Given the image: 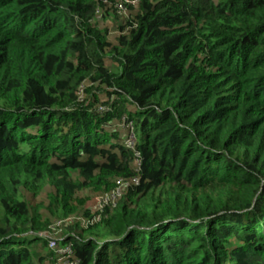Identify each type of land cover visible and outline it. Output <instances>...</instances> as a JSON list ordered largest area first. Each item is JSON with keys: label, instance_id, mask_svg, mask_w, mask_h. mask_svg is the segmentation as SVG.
<instances>
[{"label": "trees", "instance_id": "trees-1", "mask_svg": "<svg viewBox=\"0 0 264 264\" xmlns=\"http://www.w3.org/2000/svg\"><path fill=\"white\" fill-rule=\"evenodd\" d=\"M114 4L0 0V264H264V0Z\"/></svg>", "mask_w": 264, "mask_h": 264}, {"label": "rangeland", "instance_id": "rangeland-1", "mask_svg": "<svg viewBox=\"0 0 264 264\" xmlns=\"http://www.w3.org/2000/svg\"><path fill=\"white\" fill-rule=\"evenodd\" d=\"M123 14V13H122ZM118 16H125V15H121L117 14ZM116 15V16H117ZM113 18V19H112ZM116 20L113 15L108 16V19L106 21L107 26L110 28L111 35L110 38H113L114 34L117 32L116 28L118 25V22H112ZM123 20L119 21L122 22ZM134 135L129 134L128 135V144H134ZM121 181L120 180H115L113 185L114 187L107 192L104 191H95V190H91V189H87V190H83L82 192H79L76 195L75 198V202H74V209L78 210H89L90 212H92L93 214H95L96 210H97V205H98V200H101L102 198L106 197L108 195L109 192H111L112 190H114L115 188H117L120 185ZM50 189L45 188L43 189L40 194H38L37 196H31V195H27V200L35 205V204H40L42 206H46L48 204V197L50 195ZM123 191H120V196L118 199H115L114 205L115 206L117 204V202L120 200L121 195H122ZM109 197H111V195H109ZM61 222H65V223H72L75 224L76 222L80 223V227H83V229H85V225H83V216L81 212H77L76 214H73L71 216H67V217H63L60 218ZM262 220V219H261ZM58 222V221H56ZM54 223V222H53ZM257 231V230H256ZM64 232V231H63ZM62 232V233H63ZM258 232V231H257ZM60 232H57V235L55 234L52 238L56 240L57 237L61 238L59 234Z\"/></svg>", "mask_w": 264, "mask_h": 264}, {"label": "built area", "instance_id": "built-area-1", "mask_svg": "<svg viewBox=\"0 0 264 264\" xmlns=\"http://www.w3.org/2000/svg\"><path fill=\"white\" fill-rule=\"evenodd\" d=\"M137 0H115V4L114 7L116 9V12L118 14L123 13L125 11V6H130V5H135ZM132 135V134H131ZM126 145L128 148L132 149L133 145L132 144H128V140L126 142ZM121 183L120 185L115 188L114 190H112L111 192L108 193V195L104 198H102L101 200H98V205H97V210L99 212V214H101L103 212V210L105 208H114V200L118 199L120 196V191L122 192L123 189L127 186V183L123 180H120ZM133 183H135V180L132 181ZM109 195H111V197H109ZM100 219V216L97 215L95 217H93L91 220H84L83 221V225H87V224H93L98 222ZM63 223H65L64 221L61 222H56L54 224L55 228H58L60 225H62ZM55 234H57V232H55ZM46 235H44L45 237ZM47 238L49 239V244L48 247L50 250H53L55 255H54V263L53 264H79L78 259H76L73 249H72V245L70 243L64 244V245H57L56 244V240L52 238V236H48Z\"/></svg>", "mask_w": 264, "mask_h": 264}]
</instances>
